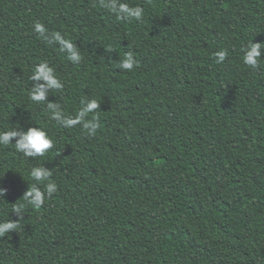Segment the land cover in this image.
Segmentation results:
<instances>
[{"label":"trees","instance_id":"16d2710c","mask_svg":"<svg viewBox=\"0 0 264 264\" xmlns=\"http://www.w3.org/2000/svg\"><path fill=\"white\" fill-rule=\"evenodd\" d=\"M124 2L142 19L99 0H0V130L41 126L54 140L35 159L0 145V222L25 205L0 264H264V57L243 63L264 43V0ZM129 52L136 66L121 69ZM44 61L64 85L47 99L66 116L100 103L95 136L31 100ZM42 164L58 190L36 208L22 196Z\"/></svg>","mask_w":264,"mask_h":264},{"label":"clouds","instance_id":"9594fccd","mask_svg":"<svg viewBox=\"0 0 264 264\" xmlns=\"http://www.w3.org/2000/svg\"><path fill=\"white\" fill-rule=\"evenodd\" d=\"M100 6L106 10H111L113 14L118 15L121 19L135 18L140 20L143 17L144 9L140 6H130L124 0H99ZM35 31L48 39L49 42L56 41L61 45V50L68 54V59L73 63L81 60V55L76 45L66 41L59 33H52L50 36L46 34V28L42 24L34 25ZM264 43L253 42L247 44L243 50V63L250 67H258L259 60L264 57L262 55ZM217 63H223L227 56L226 49L218 50L215 52ZM136 60L129 52L120 61V68L125 70H132L136 66ZM33 82L30 92L31 100L35 102L47 101V108L50 112L51 118L58 122L65 128H72L77 125H82L86 130L88 136H95L99 129V117L95 116L88 118L89 113L95 112L99 109L100 103L96 100L81 101L82 107L74 116H66L57 102H51L47 99L49 93L53 90H59L64 87L61 80L55 74V70L47 61L41 62L36 65L31 77ZM13 139L15 142L13 143ZM0 145L8 146L14 145L15 150L22 153L27 158L43 157L50 149L54 147V140L49 133L41 126L29 127L27 130L23 128H13L11 130H0ZM60 152L57 153V155ZM4 175H0V182L3 181ZM30 176L36 183L23 194L24 200L27 204L39 208L44 205L46 198H50L57 192L58 186L55 182L51 181V169L45 167L43 164L33 167L30 170ZM43 184V189L40 185ZM8 189L0 184V200L7 193ZM24 207L21 204L12 208V212L17 217L16 220H7L0 222V238L4 237L9 232L17 229L18 223L24 218Z\"/></svg>","mask_w":264,"mask_h":264}]
</instances>
